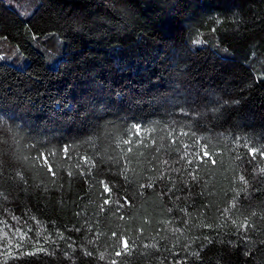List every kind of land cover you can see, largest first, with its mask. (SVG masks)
I'll return each mask as SVG.
<instances>
[{"label":"trees","instance_id":"16d2710c","mask_svg":"<svg viewBox=\"0 0 264 264\" xmlns=\"http://www.w3.org/2000/svg\"><path fill=\"white\" fill-rule=\"evenodd\" d=\"M253 146L264 0H0V264H264Z\"/></svg>","mask_w":264,"mask_h":264},{"label":"snow or ice","instance_id":"6c2138e0","mask_svg":"<svg viewBox=\"0 0 264 264\" xmlns=\"http://www.w3.org/2000/svg\"><path fill=\"white\" fill-rule=\"evenodd\" d=\"M134 131H135V134L137 136V138H139V134H140V131H141V127L139 125H136L134 127ZM133 141L131 140H125L124 143L125 144H131ZM198 147L201 148V151H197L196 154H195V159H198L202 164L203 163H207L210 161V163L212 165H216L217 163V159L215 158L216 157V153L212 152L209 150V146L207 144H202V145H197ZM71 146H68L66 145L64 148H63V153L64 155L67 157V158H71L70 156H68V153H69V149H70ZM185 148H191L192 145H184ZM245 147H247V145H245ZM129 152L132 151L131 148L128 149ZM248 152L249 154L253 157V159H255L257 153H259L260 156L264 157V150H261L260 148H257V147H249L248 148ZM187 155V153H185V156ZM49 156L51 157H55L56 156V153L55 152H50L48 153V155H44V154H41V157L43 158V166H46L48 168V171L52 174V176H55L56 173L53 171L52 169V165L48 162L49 160ZM184 157H182L183 159ZM40 158H37V160H39ZM82 160L84 161L85 164H90L92 166H94V162L91 160V158L89 157H82ZM188 164H193L194 163V160H188L187 161ZM166 163V162H165ZM260 172L264 173V169H260ZM69 175H71V172L68 173ZM83 174V173H82ZM19 175V173L17 174ZM22 178V177H21ZM195 178V176H194ZM239 180L244 183V184H247V180L245 179V176L244 175H240L239 176ZM100 184L102 185L103 187V192L104 194H110L112 192V188L109 186V184L105 181H100ZM141 187H144L143 185ZM147 187L151 188L153 187L152 184H148ZM113 201L111 200V198L109 199H105L104 200V205H108L110 203H112ZM115 203H117L118 205V208L117 210L119 211V208H122L125 204H128L130 203L128 201V199L125 197L122 199V202L121 200H117L115 201ZM236 202L235 200H233L232 204L230 205V208L229 209H226L225 211H230L232 208H236ZM101 210H104L103 207ZM253 215H256L255 213H253ZM121 219H123V217H121ZM233 224L236 223V221H232ZM240 228L242 229H247L250 227L249 225V222L247 219H245V221L239 225ZM112 236L113 237H116L117 234L115 232L112 233ZM23 238V237H22ZM17 247H20V245L18 244ZM119 248L120 250L116 251L115 252V255L117 257L121 256L122 254H125V253H128L131 251L130 247H129V242H128V238L126 236H121L119 238ZM38 251H44V249H38ZM103 259V257H101ZM112 264H117V262L115 260L112 261Z\"/></svg>","mask_w":264,"mask_h":264}]
</instances>
